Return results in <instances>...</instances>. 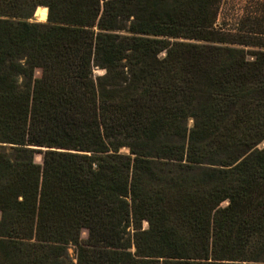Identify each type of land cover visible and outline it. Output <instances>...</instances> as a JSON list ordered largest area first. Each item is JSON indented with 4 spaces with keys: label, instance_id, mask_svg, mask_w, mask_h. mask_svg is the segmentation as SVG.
Segmentation results:
<instances>
[{
    "label": "trees",
    "instance_id": "trees-1",
    "mask_svg": "<svg viewBox=\"0 0 264 264\" xmlns=\"http://www.w3.org/2000/svg\"><path fill=\"white\" fill-rule=\"evenodd\" d=\"M219 4L0 0V264H264V21Z\"/></svg>",
    "mask_w": 264,
    "mask_h": 264
},
{
    "label": "rangeland",
    "instance_id": "rangeland-1",
    "mask_svg": "<svg viewBox=\"0 0 264 264\" xmlns=\"http://www.w3.org/2000/svg\"><path fill=\"white\" fill-rule=\"evenodd\" d=\"M255 19L264 21V0H220L218 16L215 26L227 34H234L240 29L248 31L252 29L250 22ZM264 25V22L262 23ZM264 29V28H263ZM249 51H255L256 48H250ZM94 76L103 74L101 70L94 69ZM40 76V71H37L36 77ZM189 126H192V121H189ZM125 152V150H123ZM35 162L42 164V155H35ZM224 204L223 206H225ZM146 227V224L144 225ZM82 239H87V231L81 233ZM69 256L73 264H76V249L73 246L69 247Z\"/></svg>",
    "mask_w": 264,
    "mask_h": 264
},
{
    "label": "water",
    "instance_id": "water-1",
    "mask_svg": "<svg viewBox=\"0 0 264 264\" xmlns=\"http://www.w3.org/2000/svg\"><path fill=\"white\" fill-rule=\"evenodd\" d=\"M44 7L45 6H42V5H39V6L36 7V9H35V11L33 13V19H32V21L39 22V23H44V22H47L48 21L49 14H48V8L47 7H45L47 9V14H46L45 20H42L41 19V16H40L41 15V10ZM33 148L36 149V150H42V151L49 150L48 148H42V147H33Z\"/></svg>",
    "mask_w": 264,
    "mask_h": 264
},
{
    "label": "bare ground",
    "instance_id": "bare-ground-1",
    "mask_svg": "<svg viewBox=\"0 0 264 264\" xmlns=\"http://www.w3.org/2000/svg\"><path fill=\"white\" fill-rule=\"evenodd\" d=\"M46 14H47V9L44 7L42 8L41 15H40L42 20H45Z\"/></svg>",
    "mask_w": 264,
    "mask_h": 264
}]
</instances>
